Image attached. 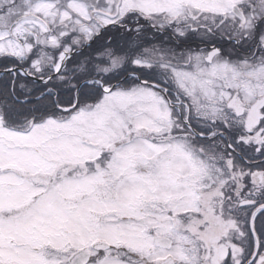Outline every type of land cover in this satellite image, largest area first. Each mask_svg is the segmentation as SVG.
I'll list each match as a JSON object with an SVG mask.
<instances>
[{"label":"snow or ice","instance_id":"obj_1","mask_svg":"<svg viewBox=\"0 0 264 264\" xmlns=\"http://www.w3.org/2000/svg\"><path fill=\"white\" fill-rule=\"evenodd\" d=\"M0 264H264V0H0Z\"/></svg>","mask_w":264,"mask_h":264}]
</instances>
